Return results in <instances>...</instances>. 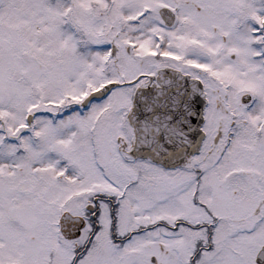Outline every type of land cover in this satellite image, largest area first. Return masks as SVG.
<instances>
[{
    "label": "snow or ice",
    "instance_id": "snow-or-ice-1",
    "mask_svg": "<svg viewBox=\"0 0 264 264\" xmlns=\"http://www.w3.org/2000/svg\"><path fill=\"white\" fill-rule=\"evenodd\" d=\"M0 264H264V0H0Z\"/></svg>",
    "mask_w": 264,
    "mask_h": 264
}]
</instances>
